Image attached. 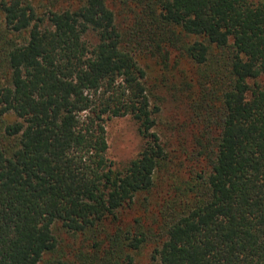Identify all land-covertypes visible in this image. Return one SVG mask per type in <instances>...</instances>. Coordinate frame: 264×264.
<instances>
[{
    "label": "trees",
    "instance_id": "1",
    "mask_svg": "<svg viewBox=\"0 0 264 264\" xmlns=\"http://www.w3.org/2000/svg\"><path fill=\"white\" fill-rule=\"evenodd\" d=\"M69 1L41 14L39 0H0V264L133 262L124 252L146 233L109 236L105 225L171 160L137 57L166 65L174 49L193 68L187 90L198 89L188 157L199 170L158 205L153 258L264 264V1ZM127 115L144 146L116 169L104 121ZM62 232L92 241L74 262Z\"/></svg>",
    "mask_w": 264,
    "mask_h": 264
},
{
    "label": "rangeland",
    "instance_id": "2",
    "mask_svg": "<svg viewBox=\"0 0 264 264\" xmlns=\"http://www.w3.org/2000/svg\"><path fill=\"white\" fill-rule=\"evenodd\" d=\"M63 2L66 0H39L38 11L42 14L45 8H57ZM69 2L73 3L75 0ZM108 5L115 13L116 23L121 26L120 29L125 30V26L129 25V19L125 18L124 10L113 1H108ZM172 51L173 54L166 65L160 59L145 53L137 57L138 64L145 71V84L150 96L151 108L157 109L154 115L156 127L153 130L159 135L171 160L156 175L154 187L148 194L139 196L129 209L122 210L115 223L105 225V233L109 236L113 235L115 230L123 232L138 225L146 233L147 239L138 250L124 252L133 258L131 264H159V261L153 258L154 249L158 247L162 239L158 222L160 219L158 205L165 197L170 198L174 195L176 184L189 180L199 170L196 162L188 157L198 131V126L193 123L190 116V107L196 100L195 90L198 89L187 90L186 86L190 84L193 68L189 61L174 57L178 54L177 50ZM104 126L108 146L107 157L114 168L124 169L139 155L144 146V140L134 120L128 115L107 117ZM84 239L81 236L63 232L60 235V245L65 249L63 251L67 256L71 255L73 262L72 251L90 248L92 241ZM118 262L128 264L124 258Z\"/></svg>",
    "mask_w": 264,
    "mask_h": 264
}]
</instances>
